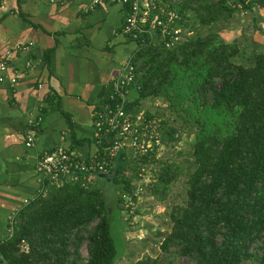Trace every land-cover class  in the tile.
Returning <instances> with one entry per match:
<instances>
[{
	"label": "trees",
	"instance_id": "16d2710c",
	"mask_svg": "<svg viewBox=\"0 0 264 264\" xmlns=\"http://www.w3.org/2000/svg\"><path fill=\"white\" fill-rule=\"evenodd\" d=\"M260 9L264 0H185L179 11L191 12L182 24L195 29L192 37L171 49L157 40L132 55L137 82L130 87L128 110L137 113L145 100L160 98L171 114L197 128L186 201L172 207L171 229L157 255L134 264H176L179 257L194 264H264V52L249 64L237 62L243 51L236 42L195 28ZM195 108L200 113L190 121ZM162 126L163 141L174 145L180 136L176 125L162 117ZM124 160L114 176H99L88 187L55 183L25 205L15 216L13 234L0 239L1 264H116L121 253L112 221L122 228L121 205L128 197L137 201L141 181L139 162ZM155 162L158 176L146 191L162 199L182 164ZM107 180L115 188L106 198ZM23 241L28 252L21 250Z\"/></svg>",
	"mask_w": 264,
	"mask_h": 264
},
{
	"label": "crops",
	"instance_id": "0c3cea01",
	"mask_svg": "<svg viewBox=\"0 0 264 264\" xmlns=\"http://www.w3.org/2000/svg\"><path fill=\"white\" fill-rule=\"evenodd\" d=\"M92 6L93 0H0V57L33 43L14 52L0 80V239L13 234V218L40 194L36 168L43 150L64 145L89 157L98 149L94 112L137 44L122 32L120 0ZM15 69L22 73L12 85ZM30 121L39 122V131L27 147Z\"/></svg>",
	"mask_w": 264,
	"mask_h": 264
},
{
	"label": "built area",
	"instance_id": "2783aa9c",
	"mask_svg": "<svg viewBox=\"0 0 264 264\" xmlns=\"http://www.w3.org/2000/svg\"><path fill=\"white\" fill-rule=\"evenodd\" d=\"M101 0H93L95 7ZM126 10V20L122 32L136 42L137 48L160 40L167 48H174L195 33L193 28L185 26L190 12L186 15L179 11L185 0H120ZM33 43L18 45L7 49L0 57V80L6 79L12 56L15 51L29 49ZM21 70L15 69L10 76L12 85L21 77ZM137 82V67L132 56L124 63L119 76L113 81L112 88L104 104L94 112L93 138L97 151L89 157H83L64 145H57L43 150L37 161V174L42 183L40 194L46 193L50 185L65 181L80 182L88 187L101 174L114 176L115 161L118 156L139 162V182L135 195L137 201L130 197L128 207L135 208L140 194L146 191L153 179H157L156 160L166 159L168 146L163 141L162 117L148 114L144 110L133 113L128 110L130 87ZM38 121H30L26 130L27 147L34 146L38 136ZM179 136V132L176 133ZM144 185L145 187H143ZM39 194V195H40ZM14 219L12 224L14 223ZM29 244L23 241L21 250L28 252Z\"/></svg>",
	"mask_w": 264,
	"mask_h": 264
},
{
	"label": "rangeland",
	"instance_id": "374dc122",
	"mask_svg": "<svg viewBox=\"0 0 264 264\" xmlns=\"http://www.w3.org/2000/svg\"><path fill=\"white\" fill-rule=\"evenodd\" d=\"M230 1L235 2L237 0ZM195 28L205 33L211 30L216 31L225 41L236 42L243 51L242 57L237 56L235 58L237 62L249 64L255 53L264 52V9L247 13L246 16L240 12H235L228 21H220L212 26L201 28L195 26ZM131 97L132 95L129 93L128 98ZM163 104L164 102L160 98L147 99L143 102L140 110L166 118L169 117L170 122L176 125L180 135L179 140L167 148L165 156L167 160L182 164V168L177 178L171 182L170 189L164 198L160 199L149 191H145L140 194L135 208L128 207L126 203L121 205L119 218L122 222V228H120L116 218L112 221L113 236L119 254L121 253L116 264H134L136 260L142 257L157 255L159 243L171 229L169 218L172 207L184 204L186 201L187 179L193 169L192 150L197 128L182 120L175 113L171 114L172 112ZM199 113L196 108L193 109L189 114L190 121H193ZM115 166H117L116 161ZM104 184V192L107 198L115 187L109 180ZM82 254L83 256L88 254L86 245L82 248ZM175 261L176 264H194L186 257H179Z\"/></svg>",
	"mask_w": 264,
	"mask_h": 264
},
{
	"label": "water",
	"instance_id": "95a60500",
	"mask_svg": "<svg viewBox=\"0 0 264 264\" xmlns=\"http://www.w3.org/2000/svg\"><path fill=\"white\" fill-rule=\"evenodd\" d=\"M101 176H104V175H101ZM0 263H2V260L0 259Z\"/></svg>",
	"mask_w": 264,
	"mask_h": 264
}]
</instances>
